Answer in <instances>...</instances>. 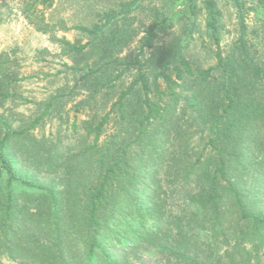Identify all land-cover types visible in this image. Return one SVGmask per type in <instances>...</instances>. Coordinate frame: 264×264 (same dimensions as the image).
Masks as SVG:
<instances>
[{"label": "trees", "instance_id": "obj_1", "mask_svg": "<svg viewBox=\"0 0 264 264\" xmlns=\"http://www.w3.org/2000/svg\"><path fill=\"white\" fill-rule=\"evenodd\" d=\"M32 1L29 11L55 0ZM142 1L89 27L62 24L88 37L55 39L88 95L87 118L73 123L78 137L66 149L36 135L63 119L64 96L28 121L7 115L16 95L0 57V264H136L151 248L172 264H264V60L248 40L245 0H234L240 37L226 55L216 0H205L216 46L208 69L155 48L159 32L198 15L196 0L187 12L154 9L136 53L122 55L138 36L132 13ZM253 1L264 10V0ZM195 135L201 150L190 144ZM169 189L181 190L190 210L175 233L163 228Z\"/></svg>", "mask_w": 264, "mask_h": 264}, {"label": "rangeland", "instance_id": "obj_2", "mask_svg": "<svg viewBox=\"0 0 264 264\" xmlns=\"http://www.w3.org/2000/svg\"><path fill=\"white\" fill-rule=\"evenodd\" d=\"M130 1L132 0H55L51 8L36 6L29 11L32 0H0V57L3 55L4 60L9 63V91L16 95L6 102L3 108L7 110L6 114L14 112L19 115L20 120L28 121L39 114L43 108L41 106L49 98L63 95L58 99L63 119L58 117L49 120L36 135L60 141L63 149L75 143L78 136L72 132V125L75 121L79 124L87 118L88 107L84 108L83 105H86L88 95L83 89L76 88L81 76L80 72L73 69L77 63L63 53L62 44L55 39L85 44L88 41L86 35L77 30H64L62 24L66 27H89L98 22L99 15L117 10L121 3ZM204 2L205 0H196L197 16H189L187 13L186 18L176 21L172 28L159 32L155 48L161 46L164 52L169 48L179 51L202 69L213 67L216 63V46L207 33ZM253 2L245 0L248 40L257 57L264 60V10H253ZM216 3L220 12L221 48L226 55L235 47L240 37V19L234 0H216ZM175 7L176 10L186 9L187 12L189 0H143L132 13L135 18L133 28L138 36L122 55L136 53L155 12L174 10ZM42 19L50 25L47 34L37 29L36 25H40ZM125 80L128 83L129 78ZM79 104L83 106L81 111L76 108ZM190 144L202 149L197 135L192 137ZM180 191H168V219L163 223V228L173 233L178 230L177 217H183L190 211ZM137 259L136 264L176 263L174 260L169 263L167 257L152 248L144 249ZM2 260L6 264H16L6 258Z\"/></svg>", "mask_w": 264, "mask_h": 264}]
</instances>
